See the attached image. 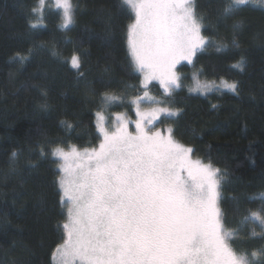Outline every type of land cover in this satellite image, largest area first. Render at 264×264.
Here are the masks:
<instances>
[{"label":"trees","instance_id":"1","mask_svg":"<svg viewBox=\"0 0 264 264\" xmlns=\"http://www.w3.org/2000/svg\"><path fill=\"white\" fill-rule=\"evenodd\" d=\"M72 3L74 26L60 28L59 12L54 10L45 13L47 27L30 29L29 9L35 0H0V264H52L53 250L66 237L62 225L67 214L55 183L63 175L61 160L50 154L41 157L40 148L49 153L56 146L49 141H66L67 145H60L65 149L98 146L95 113L101 110L106 91L123 98L104 109L110 120L114 112L128 110L133 116L137 108L155 105L144 99L138 106L132 103L143 95V85L128 50L131 9H121L118 0ZM197 4L200 12L211 17L205 20L203 35L219 39L214 33L231 31L216 18V0L211 6L210 0H197ZM234 21H243L237 34L239 49L216 52L209 47L197 53L193 64L180 62L176 70L182 87L171 98L157 84L148 87L164 94L169 107L181 110L178 116L162 115L156 125L172 127L177 140L198 150L194 155L227 171L222 206L229 227L239 224L246 209L260 206L250 197L264 193V7L242 6L227 24ZM30 48L36 55L28 61L21 64L12 59ZM74 52L82 56L83 79H77L68 63ZM241 56L246 61L244 71L233 67ZM194 72L202 81L239 82V95L227 89L207 96L190 91L195 88ZM44 104L47 109L41 107ZM61 121L71 123L72 129ZM231 197L239 201L238 212ZM253 226H241L242 234ZM235 246L253 250L260 241L243 245L237 241Z\"/></svg>","mask_w":264,"mask_h":264},{"label":"snow or ice","instance_id":"2","mask_svg":"<svg viewBox=\"0 0 264 264\" xmlns=\"http://www.w3.org/2000/svg\"><path fill=\"white\" fill-rule=\"evenodd\" d=\"M216 2L217 20L231 28L224 35L214 33L219 39L202 34L207 30L205 20L211 17L198 10L197 0H118L121 9L134 13L127 25V42L134 71L143 76V96L135 97L132 103L138 106L148 98L157 105L148 113L149 124L162 115L174 117L181 112L168 106L170 100L149 97V83L159 81L171 98L182 87L181 74L176 70L181 61L193 64L197 53L209 47L216 52L239 49L237 34L243 21H234L230 26L227 21L242 6L264 7V0ZM54 10L59 12L60 28L66 30L75 25L76 6L72 0H35L29 9L30 29L47 27L45 13ZM52 54L57 55L55 50ZM34 55L36 52L30 48L27 54L16 53L12 59L23 64ZM68 63L78 80L85 77L80 54L74 52ZM245 64L241 56L233 67L244 71ZM193 79L192 92L207 96L227 89L239 95L237 81H202L199 72L193 73ZM122 99L104 92L102 108L95 113L98 146L80 150L68 145L66 151L60 146L67 145L66 141H49L56 145L49 153L40 148L41 157L50 154L65 162L70 158L81 161L73 172L61 165L66 175L55 181L67 222L62 225L66 237L53 250L52 264H264V193L250 197L259 200L260 206L246 209L239 224L229 227L222 206L227 171L211 162L193 159L198 150L178 142L172 127L165 134L158 126L143 124L144 114L138 108L141 118L135 121L133 131H129V122L119 113L112 125L104 109ZM60 123L68 129L73 127L67 121ZM16 155L12 153L13 157ZM231 199L238 212L239 201L236 197ZM247 224L254 226L242 234L241 226ZM252 239L260 241L258 248L235 246L237 241L243 245Z\"/></svg>","mask_w":264,"mask_h":264},{"label":"rangeland","instance_id":"3","mask_svg":"<svg viewBox=\"0 0 264 264\" xmlns=\"http://www.w3.org/2000/svg\"><path fill=\"white\" fill-rule=\"evenodd\" d=\"M181 62H187V61H181ZM188 63V62H187ZM142 75V74H141ZM142 80H143V76H142V79H141V83H142ZM153 84H157L159 87H160V91L162 92V93H165L164 92V89H163V87H162V85H160V83H159V81H157V80H153V81H151L150 83H149V85H148V87H151ZM147 91H148V93H149V97H154L156 100H163V98H162V96H164V94H162V93H157V92H153L151 89H147ZM143 95H140V97H142ZM143 100V99H142ZM144 100H147L148 102H152L150 99H148V98H145ZM118 102V101H117ZM119 102H121V101H119ZM153 103V102H152ZM141 105H146L145 103H143V104H141ZM157 105L155 104L154 106H151V107H146L145 109H141V110H139L141 113H143L144 114V118H143V121H142V123L143 124H145V125H147L148 127H154V126H158L159 128H161L163 131H164V133L166 134V129H164L163 128V126H161V125H156V123L158 122V120L157 121H155L153 124H149L148 123V120H149V116H148V113H149V111L152 109V108H154V107H156ZM145 107V106H144ZM117 113H119V114H122L123 116H124V118L126 119V121H128L129 122V124H128V126H129V131H133L134 130V128H135V121L136 120H138V119H140L141 117L140 116H138L137 114H132L133 116H131L130 115V113H129V111L128 110H121L120 112H114L111 116H110V118H111V124L112 125H114L115 124V114H117ZM104 115H105V117H108L107 115H106V113L104 112ZM176 139V138H175ZM177 140V139H176ZM178 142H180V143H182L180 140H177ZM182 144H184V143H182ZM186 145V144H185ZM186 146H188V145H186ZM80 150H83V148H79ZM66 151L68 150V149H65ZM201 159V160H203L204 162H207L205 159H203L202 157H198V156H196V155H193V159ZM60 163H61V165H65L68 169H69V172H73V171H75V170H77V167H78V165L81 163V161L79 160V159H76V158H70L68 161H60ZM61 171H62V174L63 175H66V173L63 171V169H62V167H61Z\"/></svg>","mask_w":264,"mask_h":264}]
</instances>
